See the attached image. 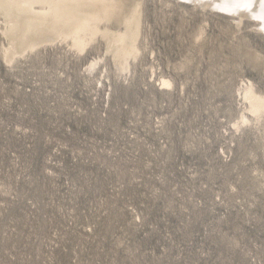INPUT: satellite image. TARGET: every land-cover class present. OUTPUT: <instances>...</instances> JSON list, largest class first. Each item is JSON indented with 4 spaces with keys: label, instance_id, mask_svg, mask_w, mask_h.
<instances>
[{
    "label": "rangeland",
    "instance_id": "obj_1",
    "mask_svg": "<svg viewBox=\"0 0 264 264\" xmlns=\"http://www.w3.org/2000/svg\"><path fill=\"white\" fill-rule=\"evenodd\" d=\"M143 7L129 73L92 72L103 41L9 64L0 34V264H264V118L237 125L245 82L264 93V32Z\"/></svg>",
    "mask_w": 264,
    "mask_h": 264
},
{
    "label": "bare ground",
    "instance_id": "obj_2",
    "mask_svg": "<svg viewBox=\"0 0 264 264\" xmlns=\"http://www.w3.org/2000/svg\"><path fill=\"white\" fill-rule=\"evenodd\" d=\"M185 1L231 14L237 27L245 18L254 19L257 29L264 32L262 0ZM143 5L144 0H0V34L9 41L2 49L4 58L10 64L27 52L54 43H65L83 54L103 41L107 55L92 59V72L100 69L101 74L111 59L118 72L129 73L143 51L139 41L143 34ZM203 34L202 29L198 36ZM160 84L168 88L173 81L163 76ZM241 95L248 113L237 125L261 121L264 93L250 80L245 82Z\"/></svg>",
    "mask_w": 264,
    "mask_h": 264
},
{
    "label": "snow or ice",
    "instance_id": "obj_3",
    "mask_svg": "<svg viewBox=\"0 0 264 264\" xmlns=\"http://www.w3.org/2000/svg\"><path fill=\"white\" fill-rule=\"evenodd\" d=\"M262 2H264V0H262Z\"/></svg>",
    "mask_w": 264,
    "mask_h": 264
}]
</instances>
